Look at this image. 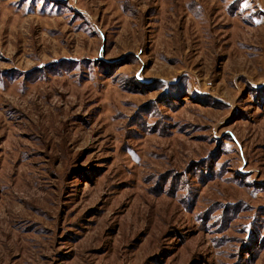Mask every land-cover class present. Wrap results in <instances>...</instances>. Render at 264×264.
<instances>
[{
    "label": "rangeland",
    "instance_id": "374dc122",
    "mask_svg": "<svg viewBox=\"0 0 264 264\" xmlns=\"http://www.w3.org/2000/svg\"><path fill=\"white\" fill-rule=\"evenodd\" d=\"M0 264H264V0H0Z\"/></svg>",
    "mask_w": 264,
    "mask_h": 264
}]
</instances>
